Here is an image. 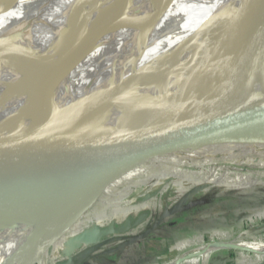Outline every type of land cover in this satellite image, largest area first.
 Here are the masks:
<instances>
[{"label":"bare ground","instance_id":"1","mask_svg":"<svg viewBox=\"0 0 264 264\" xmlns=\"http://www.w3.org/2000/svg\"><path fill=\"white\" fill-rule=\"evenodd\" d=\"M238 1L14 0L0 12V138L33 147V112L41 109L44 119L50 121L74 106L76 112L52 130L58 159L69 165L101 144L113 147L133 120L147 66L175 61L178 49L207 32H222L217 46L219 58L233 49L249 54L241 42L237 47L230 45L239 40L229 41L232 30L241 34L246 24L247 11L236 8ZM256 1L247 0L245 5L250 16L258 18L250 30H257L261 39L263 34L264 47V0L261 4ZM259 10L261 15L256 14ZM116 16L126 18V22H119ZM226 17L230 19L227 29L223 27ZM121 23L128 24L121 29ZM83 34H87L86 44L78 51L74 42ZM255 61L264 68V48ZM58 65L67 73L44 88L51 73L48 68ZM109 83L113 87L107 94H90ZM251 85L253 92H264V75L257 82L253 78ZM39 86L44 98L32 108L30 95ZM81 101L87 104L80 106ZM94 119L99 120V129L97 125L89 128ZM67 224V218L49 225L0 223V264H7L11 256L12 264L33 262L48 228L52 230L51 240ZM242 246L255 253L264 252V244Z\"/></svg>","mask_w":264,"mask_h":264},{"label":"water","instance_id":"2","mask_svg":"<svg viewBox=\"0 0 264 264\" xmlns=\"http://www.w3.org/2000/svg\"><path fill=\"white\" fill-rule=\"evenodd\" d=\"M13 1L8 0L4 7H10ZM246 1L236 2L237 9L247 11L246 24L241 34L240 30L235 32L233 29L229 41L239 40L230 45L237 47L241 42L249 54L245 56L243 50L233 49L219 58L217 46L222 32H207L206 36L201 33L178 49L175 61L174 58L147 66L141 78L133 120L123 128L113 147L109 143L101 144L69 165L58 159L52 130L76 112L74 106L63 109L50 121L44 119L41 109L35 110L31 115L36 134L33 147L10 144L0 138V223L49 225L61 219L68 220L64 229L51 240L48 238L52 230L48 228L37 258L29 264L42 263L48 250L62 240L107 192L122 188L154 168L168 164L171 159L226 141L264 146V92H253L254 86L251 85L253 78L257 82L264 75V68L255 64L264 48L263 34L261 39L257 30H250V25L258 18L250 16ZM261 2L257 0L255 3ZM218 12L222 14L221 10ZM261 12L259 10L256 14L261 15ZM229 23L230 19L227 21L226 17L223 27L227 29ZM86 37L87 34L78 35L74 42L76 50H83ZM211 40L216 42L208 52L199 48ZM211 57L219 59L211 60ZM83 58L82 53L80 62ZM48 69L51 73L44 88L51 86L52 79L67 73L59 65ZM112 87L113 84L109 83L108 87L92 90L90 94L105 95ZM41 90L39 86L30 95L32 108L43 101ZM80 103V106L87 104L86 101ZM98 121H90L89 128L97 125L99 129ZM134 172L138 176L124 182ZM149 197L145 196V200ZM169 214L163 215L160 221ZM122 230L106 231L93 227L68 241L91 246L79 256L89 255L102 246H92L100 238ZM146 235L147 232L128 238L125 246ZM242 244L207 245L199 255H205L210 248L255 253ZM182 261L183 258L179 260ZM12 262L11 256L7 264Z\"/></svg>","mask_w":264,"mask_h":264},{"label":"rangeland","instance_id":"3","mask_svg":"<svg viewBox=\"0 0 264 264\" xmlns=\"http://www.w3.org/2000/svg\"><path fill=\"white\" fill-rule=\"evenodd\" d=\"M7 1L0 0V12ZM116 19L124 22L126 18L116 16ZM128 23H121V29ZM215 42L211 40L199 48L208 52L210 46H215ZM207 153L211 156H206ZM215 156H218V159H215ZM156 169L158 174L154 171ZM154 170L116 191L121 192L136 184L144 185L149 178L155 179L159 176L174 178L176 182L182 184L178 183V187L173 185L169 193L168 190L158 192L157 196L143 207L144 210L150 211L153 216L154 210L167 207L196 186L194 198L204 200L207 209L201 220L186 224L187 233L184 236L170 234L168 240L165 239L164 247L161 243L153 242L150 243L153 247L147 249L148 245L142 243L128 248L121 255H108L105 261L86 260L82 264H251L255 260H264V253L224 248L215 249L205 256L199 255L206 245L243 242L245 245L248 242L254 247L264 244V146L237 145L226 141L218 146L199 149L184 157L173 158L168 164ZM136 176H138L137 172L131 173L124 182ZM221 176L227 179L225 182H235L241 186H221L218 183L221 182L219 181ZM215 177L218 181H209ZM110 193L107 192L84 217L92 219L95 216L96 220L102 223L111 219L110 217H116L117 214L123 216L118 209L124 204L125 201L122 200L127 194L122 195L120 201H108ZM211 203H214L212 207H210ZM138 205H134L133 208ZM137 214L130 217H135ZM79 228H82V225ZM158 235L157 233L156 236ZM71 256L64 244L58 242L48 250L42 264H70L74 261ZM182 258L183 261L179 262Z\"/></svg>","mask_w":264,"mask_h":264},{"label":"flooded vegetation","instance_id":"4","mask_svg":"<svg viewBox=\"0 0 264 264\" xmlns=\"http://www.w3.org/2000/svg\"><path fill=\"white\" fill-rule=\"evenodd\" d=\"M206 151V150H205ZM206 156H211L210 154H205ZM215 159H218V156H215ZM156 174H158L157 169L154 170ZM218 182L219 185L227 186V187H236L241 186L237 183L233 182H225L227 181L226 178L220 177ZM169 181V182H168ZM183 181V180H181ZM209 181H218V178H212ZM168 182V183H167ZM178 183L182 182H176L174 178H161L160 176L157 178L150 179L147 181L144 185H134L129 186L125 190H122L121 192L114 191L109 194V200L108 201H120V197L124 194H127V197L122 200L125 201L123 205L118 210H121L120 212L123 213L119 216L117 214L116 217H110L111 219H107L102 223H99L96 220V217L93 216L92 219H87L84 217L80 223H78L73 229H71L66 236L60 240L62 244H64V247L68 249L71 253V258H74V261L70 264H82L84 261H105L106 256L110 255H121L125 250L128 248H132L137 246L138 244H146L147 249L152 248L150 243H161L163 247L165 246V239L168 240L170 234L177 235L179 237L184 236L187 233V230L185 228V225L190 222H197L200 221L201 218L204 216V213L207 211L206 204H204V200H197L194 198L195 196V190L194 189L189 190L188 192H185L183 195H181L179 198H177L175 201H173L170 205H168L165 208H160L157 210H154L155 215L149 211H145L143 207H146V204L152 201L156 196L158 192L168 190V193L172 191V186L179 185ZM184 186L186 184H183ZM170 186V187H169ZM245 187V186H243ZM151 196L147 200H145V196ZM171 195V194H170ZM172 197V196H171ZM203 202V203H202ZM139 204L137 207L133 208L134 205ZM214 203H211L208 205V207H212ZM97 205V204H96ZM218 205V204H217ZM215 204V206H217ZM204 206V207H202ZM100 209V205L98 206ZM97 207V208H98ZM133 208V209H131ZM130 209V211H127ZM91 211V210H90ZM138 213L135 217H130V215ZM209 211V210H208ZM167 212L170 214L165 216L162 221H160V218L165 215ZM172 212V213H171ZM151 213V214H150ZM126 215V216H124ZM158 222V223H157ZM82 225V228H79V226ZM128 225L127 227H125ZM93 227L99 228V230H118L122 229V232H119L118 234H109L106 236H103L100 238L97 243H95L92 246L102 244V246L97 249L96 251L92 252L89 255L79 256L82 251H84L87 248L85 245L77 242H71L69 243V239L75 238L76 236H79L81 232L88 230L91 231ZM125 227V228H124ZM147 232V235L133 243H130L125 246V244L129 241L128 238H134L137 236H140ZM161 232V234L159 233ZM158 233L159 235L156 236ZM78 234V235H77ZM207 240V239H206ZM207 246V245H206ZM167 247V246H166ZM64 264V263H63Z\"/></svg>","mask_w":264,"mask_h":264},{"label":"crops","instance_id":"5","mask_svg":"<svg viewBox=\"0 0 264 264\" xmlns=\"http://www.w3.org/2000/svg\"><path fill=\"white\" fill-rule=\"evenodd\" d=\"M244 243V242H243ZM248 243V242H247ZM232 258V257H231ZM251 264H264V260H262V261H260V259L259 260H255V261H253V263H251Z\"/></svg>","mask_w":264,"mask_h":264}]
</instances>
